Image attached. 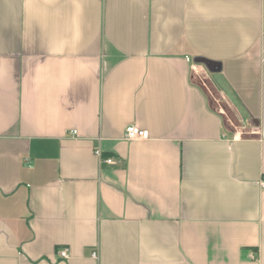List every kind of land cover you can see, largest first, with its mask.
<instances>
[{
  "label": "crops",
  "instance_id": "crops-1",
  "mask_svg": "<svg viewBox=\"0 0 264 264\" xmlns=\"http://www.w3.org/2000/svg\"><path fill=\"white\" fill-rule=\"evenodd\" d=\"M262 179L264 0H0V264H264Z\"/></svg>",
  "mask_w": 264,
  "mask_h": 264
},
{
  "label": "rangeland",
  "instance_id": "rangeland-1",
  "mask_svg": "<svg viewBox=\"0 0 264 264\" xmlns=\"http://www.w3.org/2000/svg\"><path fill=\"white\" fill-rule=\"evenodd\" d=\"M204 67V66H203ZM195 78L202 84L206 90L210 104L218 110L224 117V122L230 132H237L245 124L242 117L232 107L226 99L224 93L217 86L211 77V73L204 67L193 71Z\"/></svg>",
  "mask_w": 264,
  "mask_h": 264
},
{
  "label": "built area",
  "instance_id": "built-area-1",
  "mask_svg": "<svg viewBox=\"0 0 264 264\" xmlns=\"http://www.w3.org/2000/svg\"><path fill=\"white\" fill-rule=\"evenodd\" d=\"M71 134H76V130H70ZM147 132L145 130H141L135 125H128L124 129V139L126 140H132V139H138V138H146ZM95 153L100 157V162L105 164H113V158L107 157V158H101V153L99 149L95 150ZM260 187L264 188V179L260 181ZM58 255L62 258H66L68 256L67 248H60L58 250ZM93 257L97 256L96 251H93L91 254ZM250 258H255L253 253H250Z\"/></svg>",
  "mask_w": 264,
  "mask_h": 264
},
{
  "label": "water",
  "instance_id": "water-1",
  "mask_svg": "<svg viewBox=\"0 0 264 264\" xmlns=\"http://www.w3.org/2000/svg\"><path fill=\"white\" fill-rule=\"evenodd\" d=\"M194 61L196 63L203 64L206 67V69H208L209 71H219L220 70L219 64L216 61H213V60H210L204 57H196Z\"/></svg>",
  "mask_w": 264,
  "mask_h": 264
}]
</instances>
